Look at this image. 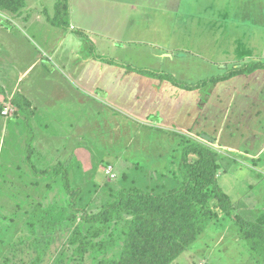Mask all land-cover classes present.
<instances>
[{
  "label": "rangeland",
  "instance_id": "1",
  "mask_svg": "<svg viewBox=\"0 0 264 264\" xmlns=\"http://www.w3.org/2000/svg\"><path fill=\"white\" fill-rule=\"evenodd\" d=\"M23 2L24 5L15 11L0 9V33L3 35L9 33L8 30L15 31L17 34H14L11 40L17 43V47H22L21 52L28 50L29 40L30 42L33 40L27 39L26 36L30 35L37 39L34 35V25L27 27L22 18L35 15L34 12L41 13L42 10H45L46 17L54 18L56 13H59L60 18L66 16H63V9L61 8L60 11L57 7V0H23ZM60 18L55 20L58 21ZM158 20L152 15L150 30L146 33L152 40L160 39L161 42H166V48L172 51V56H154L151 53L149 57L145 56L144 60L139 57V60L145 61L150 64L148 66L155 67L154 71L166 76L164 83H169L167 86L177 80L191 84L187 81L199 79L198 82L217 74L216 68L206 61L208 56L205 48L202 47L206 42L205 25H200V30L195 33L193 29L195 26L187 25L183 28L179 25L174 29L170 22L171 18L167 17V23L162 24L156 23ZM129 28L123 29L125 37L135 34L131 25ZM20 31L26 32V36L22 32L18 33ZM186 35L192 36L191 39L185 37ZM193 35L195 38L198 37L200 42L197 46L200 48L197 49L199 54H189L188 58L176 56L177 46L189 47L192 43L195 44ZM5 42L10 41L5 39ZM10 44L15 47V44L11 42ZM150 50L155 51V54L163 51L153 47H150ZM121 51H117L119 55ZM19 54L17 52L15 59L21 65L24 64L25 58H21ZM2 55L0 52V77L4 74V64L9 63V58L12 60L14 58L13 55L11 57L8 55L7 60H4ZM41 55L43 61L47 60L42 52ZM120 56L122 61L120 59L115 61L128 69L125 66L128 65L125 53ZM204 57L207 59L205 60ZM236 67L231 66L228 69L233 70ZM243 67L247 69L249 66L243 65ZM226 70L227 68L220 73ZM138 74L149 77L145 73ZM234 77L229 78L228 82L208 81L200 87V100L204 102L209 92L213 95V100L211 104L198 105L199 111L196 112L197 117L193 121L189 107H186L188 111L177 112L178 106L175 103L168 102L164 98L159 100L160 97L152 89L142 101L136 97V94L131 93L130 86H112L111 91L116 104L128 106L138 102L137 108L141 115L149 110H162L165 117L162 120L174 128L169 129L154 117H146L140 121L130 117L121 119L119 113L106 106L97 116L98 126L93 127L89 124L85 136V151L81 159L79 161L71 159L77 165L73 167L74 171L69 178L72 184L77 183L83 188V195L87 196L85 210L92 213L99 211L102 206L113 200L109 194L120 187L138 186L148 190L164 191L178 184L177 181L172 180L171 173L178 167L182 147L192 142H200L218 149L223 160L228 161L227 168L221 170L217 178L220 187L230 195L232 202L235 204L238 202L240 206L248 203L249 215L246 216L251 220L259 213H264V152L252 160L246 157L243 151H236L238 147L251 140L249 137L251 132H257V143L251 145L250 141L246 147L252 150L258 148L260 144L264 145V109L261 112L263 120L254 121L258 126L259 123L262 124L260 129H252L253 121H249L239 112L238 99L233 106L234 113L225 115V109L231 106L230 92L237 85L238 78ZM140 78L138 77V80ZM26 81L24 79L22 83ZM224 81H227V78ZM137 84L132 87V91L139 93L141 90ZM237 87L239 91V85ZM14 111L15 107L8 101L0 103V117L7 116L12 120L7 126L6 133L5 128L0 126V264H100L101 260L115 256L122 243L120 234L122 223L116 224L113 221L107 231L93 239L94 241L102 239L107 243L112 240V245L105 250H86L83 255L73 253L77 244L72 243L75 230L88 236L89 225L80 219L79 214L74 221L67 220L53 231L38 229L35 233H30L27 230L26 218L38 203L46 205L54 202L60 206L65 205L67 201L59 179L37 178L24 162L26 133L24 126L19 124L15 127L17 112ZM108 111H112V114ZM91 117H95L94 114ZM55 139L57 138L52 136V141ZM48 142L49 138L43 137L37 146L44 149ZM44 154L47 159L54 158L45 152ZM55 155V158H58L56 160H59L63 158L64 153L58 152ZM33 161L39 167L44 165L40 161L34 159ZM129 164L134 168L128 169ZM209 207L218 211L212 204ZM218 215V218L211 220L175 261L179 264H197L199 261L205 264H262L250 259V255L255 259L262 257L258 252L250 249L249 243L242 237L239 226L230 217L221 213Z\"/></svg>",
  "mask_w": 264,
  "mask_h": 264
},
{
  "label": "crops",
  "instance_id": "2",
  "mask_svg": "<svg viewBox=\"0 0 264 264\" xmlns=\"http://www.w3.org/2000/svg\"><path fill=\"white\" fill-rule=\"evenodd\" d=\"M65 3L64 15L67 17L63 15L58 21L55 17L44 16L45 10L21 19L27 27L34 25V35L37 37L35 40L30 35L26 36V32H18H22L27 39H33L31 42L29 40V49L24 52H21L22 47H17V43L11 40L17 34L15 31L8 30L9 33L3 35L0 33V52L4 60H7L8 55L14 57L4 64V74L0 77V89L3 90L0 103L17 99L23 105L24 108L12 105L15 107L14 112H17L14 125L24 126L25 142L28 127L33 130L34 160L48 165L57 161L77 165L72 161H79L85 151L89 124L98 126L97 116L106 106L119 113L121 119L130 117L140 121L154 117L169 129L174 128L162 120L165 118L162 110H149L141 115L137 108L138 102L128 106L116 104L112 86H130L131 93L136 94L139 100L145 98L152 89L160 97L159 100L164 98L175 103L178 106L177 112L188 111L186 107H189L192 121L197 117L199 104H211V92L207 93L204 102L200 100V87L181 89L172 84L167 86L169 83H164L165 79H152L131 70L130 67L156 70L142 61L151 53L154 56H172V51L166 48V42L152 40L146 33L150 30L152 15L159 19L156 23L161 24L167 23V17L171 18L174 29L179 25L183 28L191 25L195 26L193 29L196 33L200 25L206 26V42L202 47L208 59H204L218 71L211 78L224 75L231 66H249L234 75L237 77L232 76L238 80L230 92L231 106L225 109V115L234 113L233 106L238 99V110L246 119L253 121L252 129L262 127V124L258 122V126L254 121L263 120L261 112L264 109V66H261L264 64V0H66ZM130 25L135 34L125 37L123 29H130ZM185 37L191 39L192 36ZM5 39L15 44V47L10 42L6 43ZM194 42L189 47L177 46L176 56L188 58L189 54L198 55V37ZM150 47L163 51L155 54ZM117 51H121L120 55L125 53L128 63L125 66L128 69L124 66L102 65L94 58L103 56L122 61ZM17 52L21 58H25L24 64L19 65L15 59ZM41 52L47 60L43 61ZM226 68L224 73H220ZM138 77H141L140 80ZM229 78L227 81L223 79V82H228ZM24 79L27 81L22 83ZM135 82L141 90L139 93L132 91ZM108 112L112 114V111ZM93 114L95 117H91ZM10 121L7 116L0 117V126L5 128V133ZM52 136L57 139L52 141ZM256 136L257 132L249 135L251 145L257 143ZM43 137H48L49 142L44 149H40L37 145ZM250 141L236 151L241 150L246 153V157L254 160L264 152V145L260 144V148L250 150L246 147ZM44 152L54 158L47 159ZM58 152L64 153V156L56 160L58 158H55V153ZM127 168L134 167L129 164ZM248 206V203L240 206L246 215H249ZM250 259L264 264V260L258 262L253 255H250Z\"/></svg>",
  "mask_w": 264,
  "mask_h": 264
},
{
  "label": "trees",
  "instance_id": "3",
  "mask_svg": "<svg viewBox=\"0 0 264 264\" xmlns=\"http://www.w3.org/2000/svg\"><path fill=\"white\" fill-rule=\"evenodd\" d=\"M65 2L66 0L56 2L64 14ZM23 5V0H0V9L15 11ZM55 18H60L59 13H56ZM94 58L102 65L122 66L108 57ZM130 68L157 80L166 78L162 73L152 69ZM240 70H244V67H236L224 75L203 79L197 83L187 84L177 80L172 82V85L181 89L202 87L208 81L214 83L237 75ZM9 103L24 108L17 99H11ZM27 131L24 162L37 178L59 179L67 201L65 205L60 206L54 202L46 205L38 203L26 218L27 230L30 233H35L38 229L53 231L67 220L74 221L79 214L80 219L89 225L88 236L75 230L72 243L77 244L73 253L83 255L86 250H105L113 244L112 240L107 243L102 239L97 241L93 239L107 231L108 226L114 221L116 224L122 223L120 227L122 243L115 256L101 260L100 264H179L175 261L178 255L196 240L197 235L211 220L218 218V213H221L230 217L239 226L242 237L249 243L250 249L260 254L262 258H256V261L264 260V213L254 216L253 220L249 219L241 209L243 206L240 207L238 202L237 204L232 202L230 195L222 190L217 175L227 168L228 161L223 160L218 149L200 142L183 146L178 167L171 173L172 180L178 184L164 191L148 190L138 186L120 187L109 194L112 201L92 213L85 210L87 196L83 195V188L70 181L69 177L75 166L68 161L37 166L32 158L33 130L28 127ZM211 204L218 211L210 208Z\"/></svg>",
  "mask_w": 264,
  "mask_h": 264
},
{
  "label": "built area",
  "instance_id": "4",
  "mask_svg": "<svg viewBox=\"0 0 264 264\" xmlns=\"http://www.w3.org/2000/svg\"><path fill=\"white\" fill-rule=\"evenodd\" d=\"M5 113V112H4ZM198 264H205V262L200 261Z\"/></svg>",
  "mask_w": 264,
  "mask_h": 264
}]
</instances>
